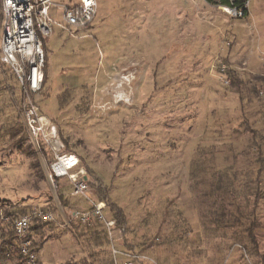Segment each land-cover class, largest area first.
Segmentation results:
<instances>
[{
	"label": "rangeland",
	"instance_id": "rangeland-1",
	"mask_svg": "<svg viewBox=\"0 0 264 264\" xmlns=\"http://www.w3.org/2000/svg\"><path fill=\"white\" fill-rule=\"evenodd\" d=\"M95 1L90 25L54 26L43 39L33 97L85 167L88 197L66 177L53 187L51 155L31 141L19 83L0 64V209L53 212L39 264H124L123 251L147 256L134 264H264V197L253 214L259 165L245 130L264 133V0H248L242 16L203 0ZM50 15L63 22L62 10ZM99 187L124 213L123 232L70 217L93 209Z\"/></svg>",
	"mask_w": 264,
	"mask_h": 264
},
{
	"label": "built area",
	"instance_id": "built-area-1",
	"mask_svg": "<svg viewBox=\"0 0 264 264\" xmlns=\"http://www.w3.org/2000/svg\"><path fill=\"white\" fill-rule=\"evenodd\" d=\"M56 3L54 0H1L2 32L0 35V63L14 75L22 95V117L31 141L39 149L44 144L51 154L46 176L57 190V179L66 177L72 185L73 195L88 197L89 184L84 167L79 165V157L66 149L56 125L39 112L34 102V95L42 88L45 53L43 39L49 36L54 26L70 31V27L84 28L92 23L96 14L95 0H79L77 4L60 5L63 22L55 21L49 10ZM248 5V0L244 7ZM229 11V12H228ZM229 14L242 16L243 10L228 7ZM224 83L229 80L223 78ZM71 160V161H70ZM70 161V162H69ZM91 211L78 213L68 209L71 218H78L81 223L91 225L92 217L104 220L109 233L114 221L105 220L101 211L104 202L93 204ZM55 221L53 212L43 207H32L14 218H10L0 209V225L8 224L16 237L19 254L26 264H36L37 253L29 236V230L35 222L48 223ZM116 253V251L114 250ZM127 258L124 264L134 261H146L147 256L135 252H120ZM0 264L3 261L0 259Z\"/></svg>",
	"mask_w": 264,
	"mask_h": 264
},
{
	"label": "trees",
	"instance_id": "trees-1",
	"mask_svg": "<svg viewBox=\"0 0 264 264\" xmlns=\"http://www.w3.org/2000/svg\"><path fill=\"white\" fill-rule=\"evenodd\" d=\"M205 1L209 4H212V5H221V6L231 7V8L242 9L243 14L244 15L247 14V8L244 7V4L247 0H205ZM44 67H45V64H44ZM44 67H43V82L45 79ZM231 79H232L231 80L232 83L234 84L236 81L235 78L232 77ZM43 82H42V85H43ZM246 123H247V121H246ZM245 130L247 131L248 134H250V137L252 140L251 147L253 149H256V151H257V156L254 159V162L259 165V167L256 171V177H255V181H254L255 186L251 187L252 189H254V191L252 193L253 194V201H252V210H251V212L254 214L256 207H257V204L264 197V189H262V187H261V179H260V175L262 173H264V140H263L264 139L263 138L264 133H262L260 130H255L253 128H250L249 126L247 128L245 127ZM63 140H64V143L66 145V149L69 150L67 147V142H66L65 138H63ZM38 150L44 156H47L50 154V152L48 151L46 146L42 143H40ZM204 154L206 155L207 153H205V151H204ZM208 155H210V156H208L207 158H206V156H204L205 158L203 159V161L208 160L209 157L212 156L211 150L209 151ZM202 157H203V155H202ZM198 163L201 164L203 162H201L198 159V160H196L195 164L198 165ZM86 173H87V171H86ZM223 177L224 176H222V174H215L214 175V178L216 181H214L213 187H214L215 191L220 190ZM226 177H227V175H226ZM96 196L98 197V202H104L105 206L109 207L110 212H111V216H112L111 220L114 221L113 227L116 230H121L123 232L126 229L127 224H126V217H125L124 213L122 212V210L119 207H117L114 204L107 201L105 192L104 191L102 192V187H99L98 191L96 192ZM203 197L208 198L209 193L204 192ZM30 208L31 207H19V208L17 207V208H13L10 210H4V213L12 219V218L18 216L19 214L26 212ZM43 208L48 209V207H46V206H43ZM48 223H50V222H48ZM44 224H47V223L35 222L29 230V236L31 237V239L33 241L34 250L37 253V255H38L37 243H40V242H37V238H39V234H40L39 229ZM255 224H256L255 219L252 220L249 224L250 227L248 228V235L251 239L255 238V234H253L252 230H251L254 228ZM0 259L3 261V264H11V263L22 264L24 262L21 255L19 254V249H18V245H17V241H16V237L14 235V232L8 224H5L4 226L0 225ZM36 263L38 264V261Z\"/></svg>",
	"mask_w": 264,
	"mask_h": 264
},
{
	"label": "crops",
	"instance_id": "crops-1",
	"mask_svg": "<svg viewBox=\"0 0 264 264\" xmlns=\"http://www.w3.org/2000/svg\"><path fill=\"white\" fill-rule=\"evenodd\" d=\"M204 2H206L205 0H203ZM207 3V2H206ZM63 3L62 2H56V4L54 5V6H52L53 8H55V9H60V5H62ZM51 7V8H52ZM50 8V9H51ZM49 14H50V10H49ZM51 16V15H50ZM37 261H38V264L40 263V260H39V258H38V255H37Z\"/></svg>",
	"mask_w": 264,
	"mask_h": 264
},
{
	"label": "bare ground",
	"instance_id": "bare-ground-1",
	"mask_svg": "<svg viewBox=\"0 0 264 264\" xmlns=\"http://www.w3.org/2000/svg\"><path fill=\"white\" fill-rule=\"evenodd\" d=\"M225 10H227V11H228V7H227V8H225ZM228 12H229V11H228ZM70 161H71V160H70ZM70 161H69V162H70Z\"/></svg>",
	"mask_w": 264,
	"mask_h": 264
}]
</instances>
